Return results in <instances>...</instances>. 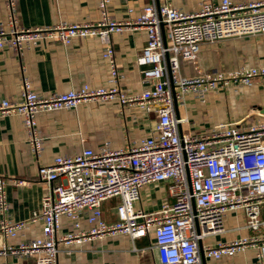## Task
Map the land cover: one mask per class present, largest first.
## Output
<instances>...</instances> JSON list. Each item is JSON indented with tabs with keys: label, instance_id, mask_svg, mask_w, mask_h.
<instances>
[{
	"label": "built area",
	"instance_id": "1",
	"mask_svg": "<svg viewBox=\"0 0 264 264\" xmlns=\"http://www.w3.org/2000/svg\"><path fill=\"white\" fill-rule=\"evenodd\" d=\"M7 24H0V48L13 52L40 39H50L63 46L73 38L94 37L103 46L102 58L109 67L108 87L90 89L82 85L62 93L43 97L30 88L27 78L20 82L19 100H0V117L19 115L31 151L38 156L41 136L35 116L40 112L73 109L80 102L117 100L153 109L156 121L153 134L132 141L123 149H109L105 142L97 151L82 148L73 155H57L51 164L40 165L36 178L46 184L39 207L24 220L8 218L4 180L0 178V235L13 238L31 224L41 222L40 236L15 246L4 245L0 254L28 257L32 264H58L59 245L82 243L94 237L125 234L131 239L151 232L158 264H202V257L218 259L232 256L246 247L257 249L264 264V230L200 250V241L222 232L227 211L241 208L246 227L264 229L257 218L264 202V120L246 128L224 124L192 136L183 127L174 103L188 92H206L238 82L249 86L254 78L264 79V67L242 66L225 74L198 73L183 77L179 62L196 60L200 43L251 34L264 35V0L234 4L232 0L203 1L193 13L171 7L166 0H148L131 21H117L109 13V0H97L98 18L82 24L60 23L53 26L21 28L16 24V0H3ZM131 12V9L128 10ZM141 27L146 42L135 58L142 67L144 88L127 94L115 87L119 74L110 45L112 34L126 27ZM154 107V108H152ZM168 181L171 204L155 212L134 209L141 187L147 183ZM21 184L22 181H13ZM117 197L115 219L105 221L100 204ZM67 218L72 229L60 232V217ZM84 216L89 228L80 230Z\"/></svg>",
	"mask_w": 264,
	"mask_h": 264
},
{
	"label": "crops",
	"instance_id": "2",
	"mask_svg": "<svg viewBox=\"0 0 264 264\" xmlns=\"http://www.w3.org/2000/svg\"><path fill=\"white\" fill-rule=\"evenodd\" d=\"M204 0H166L173 8L193 13ZM215 4L217 0H205ZM263 0H232L234 4H247ZM148 0H109L108 10L117 21H131ZM131 9V12L128 10ZM98 18L97 0H16V24L21 28L53 26L60 23L82 24ZM0 24H7V11L0 0ZM146 42L141 27L128 26L112 34L110 45L119 74L115 87L127 94H138L143 88L141 69L135 58ZM102 44L94 37L73 38L63 46L50 39H40L35 44L23 46L18 53L3 46L0 48V100H19L22 77L28 79L30 88L47 97L87 85L90 89L108 87L109 67L102 58ZM242 66L264 67V35L251 34L224 38L211 43H200L194 63L179 62V73L193 77L198 73H227ZM154 108V107H152ZM175 114L187 119L183 127L192 136L224 124H238L246 128L251 123L264 120V79L254 78L249 86L230 82L206 92L185 93L174 103ZM41 136V151L36 156L30 149L26 132L19 115L0 117V178L4 180V193L8 202V218L26 219L39 207L46 184L38 181L36 170L40 165L51 164L57 155H73L82 148L93 151L107 142L108 148L123 149L132 141L153 134L156 115L153 109L145 111L136 105L120 104L117 100L80 102L73 109L40 112L35 116ZM22 181L14 184L13 181ZM168 181L143 185L134 209L155 212L163 204H171L173 197L167 191ZM117 197L100 204L101 216L111 222L115 219ZM257 218L264 221V202L259 206ZM243 209L227 211L223 217L222 232L204 237L203 247L216 246L241 237L262 232L246 227ZM60 232L72 229L71 222L60 217ZM80 230L89 224L84 216L79 220ZM41 222L31 224L13 238L0 235V250L4 245L15 246L40 236ZM257 249L246 247L232 256L218 259L202 257V264H260ZM58 264H158L154 238L151 232L131 239L125 234L94 237L82 243L59 245ZM0 264H32L28 257L0 254Z\"/></svg>",
	"mask_w": 264,
	"mask_h": 264
}]
</instances>
